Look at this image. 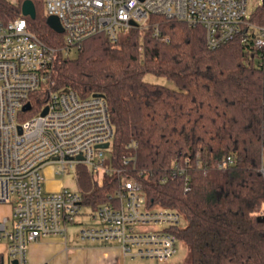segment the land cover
<instances>
[{"label": "trees", "instance_id": "16d2710c", "mask_svg": "<svg viewBox=\"0 0 264 264\" xmlns=\"http://www.w3.org/2000/svg\"><path fill=\"white\" fill-rule=\"evenodd\" d=\"M23 1L0 0V25L21 15ZM33 2L28 29L59 50L50 87L104 95L114 126L113 170L104 184L78 164L84 204L94 210L110 202L122 178L134 177L148 207L183 215L186 223L174 232L188 247L184 264H264V222L257 219L264 209V48L255 47L264 2L216 49L202 25L150 14L146 26L116 41L106 33L88 37L72 57L63 54L64 34L47 23L44 0ZM147 74L177 88L147 81ZM46 102L44 89L32 98L38 111ZM228 154L234 162L220 167ZM177 164L186 169L188 191L184 176L174 175Z\"/></svg>", "mask_w": 264, "mask_h": 264}, {"label": "built area", "instance_id": "2783aa9c", "mask_svg": "<svg viewBox=\"0 0 264 264\" xmlns=\"http://www.w3.org/2000/svg\"><path fill=\"white\" fill-rule=\"evenodd\" d=\"M47 15H56L64 28L65 56H75L83 41L106 33L112 41L132 27L146 26L150 14L200 24L207 45L216 49L241 30L250 15L248 0H44ZM132 21L137 24L133 25ZM256 48H264V26L257 27ZM155 35L166 40L155 28ZM59 50L28 29L25 15L0 25V204H9L12 215L0 219V242L8 247L6 264L16 259L29 264V244L41 237L66 232V223L84 213L83 192L63 187L45 191L43 169L60 163L61 170L85 164L99 185L113 170L114 126L105 96L81 97L70 88L54 90L48 74ZM46 90L47 102L31 113L34 94ZM30 102L31 108L24 106ZM48 107V111H42ZM108 143V147H102ZM234 162L230 154L219 165ZM124 163H128L126 159ZM264 173V160L260 168ZM176 165L174 175L185 178ZM91 212L93 224H83L80 236L107 245H119L124 255L164 263L178 253L182 240L174 232L184 225L181 212L147 206L143 186L134 177H123L122 188ZM264 216V209L258 212Z\"/></svg>", "mask_w": 264, "mask_h": 264}, {"label": "crops", "instance_id": "0c3cea01", "mask_svg": "<svg viewBox=\"0 0 264 264\" xmlns=\"http://www.w3.org/2000/svg\"><path fill=\"white\" fill-rule=\"evenodd\" d=\"M47 179L45 177V180ZM75 224L76 219L66 223L64 234L45 236L32 241L28 250L29 264H127L128 257L119 245L84 240L80 236L84 223H79L82 224L79 229ZM0 253H3L5 259H9L5 241L0 242Z\"/></svg>", "mask_w": 264, "mask_h": 264}, {"label": "rangeland", "instance_id": "374dc122", "mask_svg": "<svg viewBox=\"0 0 264 264\" xmlns=\"http://www.w3.org/2000/svg\"><path fill=\"white\" fill-rule=\"evenodd\" d=\"M262 4V0H248V11L251 12L254 10V8ZM122 35V34H121ZM76 51L74 50L72 52L73 55H76ZM145 79L147 81L153 82V83H159L167 85L171 88H177L175 84L166 78L165 76H158L154 74H147L145 76ZM39 112L36 108L31 111V113ZM43 174L46 177V179L49 177L50 179L44 180L43 187L45 191H58L62 189L63 187H67L71 190H79L80 184H79V178H78V164L74 166H68L65 170H61V164L60 163H54V164H48L43 170ZM52 174V175H51ZM91 212L92 208L88 205H84V213L80 214L76 217L75 227L79 229L82 224H79L80 222L86 223V224H93L91 219ZM11 207L9 204H0V217L2 216H11ZM184 224L186 221H183ZM76 232V229H74ZM187 253H188V247L184 241L178 243V253L170 258L168 261L164 263H157L156 261H153L151 259L147 258H130L127 259V264H184L187 260Z\"/></svg>", "mask_w": 264, "mask_h": 264}, {"label": "water", "instance_id": "95a60500", "mask_svg": "<svg viewBox=\"0 0 264 264\" xmlns=\"http://www.w3.org/2000/svg\"><path fill=\"white\" fill-rule=\"evenodd\" d=\"M262 2H264V0H262ZM22 13H23V15L30 16L32 18H34L36 16V8H35L33 0H24L23 1V3H22ZM47 23L56 32H59V33H63L64 32V28H63L58 16H56V15H48ZM132 23H133V25L137 24L135 21H132ZM94 95H102V94L95 93ZM30 108H31L30 102L26 103V105L24 106V109L27 110V109H30ZM47 111H48V107H45L43 109L42 113L45 114ZM102 147H108V143H105ZM257 219L259 221H261V222H264V216L263 215H258ZM12 264H18L17 260L16 259L12 260Z\"/></svg>", "mask_w": 264, "mask_h": 264}]
</instances>
